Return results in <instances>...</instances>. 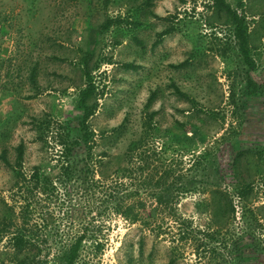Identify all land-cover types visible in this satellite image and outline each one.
Wrapping results in <instances>:
<instances>
[{"label": "rangeland", "instance_id": "rangeland-1", "mask_svg": "<svg viewBox=\"0 0 264 264\" xmlns=\"http://www.w3.org/2000/svg\"><path fill=\"white\" fill-rule=\"evenodd\" d=\"M91 1L93 24L105 15L120 16V22L100 36L86 65L84 0H0V44L7 47L0 69V151L6 147L13 163L23 142L26 174L58 158L60 136L77 122L76 100L90 83L86 103L94 110L87 124L94 133L95 169L112 173L128 166L130 174L122 179L135 193L132 201L148 208L156 204L147 185L151 176L156 180L172 170L166 184L173 190L183 172L193 183L171 201L176 217L164 211L153 217L161 227L156 234L111 212L108 203L100 204L102 197H65L54 178L57 191L38 193L28 220L37 224V260L51 264L58 245L85 229L76 264H169L173 257L174 264H264V0H225L247 27L250 66L232 21L215 0ZM165 29L173 30L161 39ZM41 30L47 41L37 40ZM37 45L47 50L40 55ZM32 57L39 61L36 85L23 75ZM120 123L124 134H110ZM145 130L143 146L125 163L126 144ZM162 144L167 149L161 152ZM203 152L212 164L196 170ZM114 177L102 178L107 191L115 190ZM13 181L0 159V204L4 200L18 214ZM230 201L233 211L227 207L224 220ZM93 240L100 241L99 249ZM6 242L0 241V249Z\"/></svg>", "mask_w": 264, "mask_h": 264}, {"label": "trees", "instance_id": "trees-1", "mask_svg": "<svg viewBox=\"0 0 264 264\" xmlns=\"http://www.w3.org/2000/svg\"><path fill=\"white\" fill-rule=\"evenodd\" d=\"M84 1L89 9L86 13H84L82 18L88 26V30L84 39L82 38L83 32L79 31L78 33L82 32L79 35V37L84 40L85 45L84 56L82 59L83 63L87 65L88 60H90L94 53L100 36L107 32L111 26L120 22V16L112 17L110 15H105L103 20L93 24L92 19L95 13L92 12L93 8L90 6L92 1ZM150 1L151 0H148V2ZM104 4H107V0ZM215 5L219 8V12L228 15L232 21L234 25V37L240 53L242 54L243 60L246 64L250 66L251 63L248 58L247 49L248 35L246 25L235 12L231 11L230 6L225 2V0H215ZM2 19H4V17H2ZM171 30L173 29H165L161 31V33H159L161 39L165 34L170 33ZM37 40H41V42L47 41V35L44 31H40ZM37 49L41 52L40 55L47 50L44 45H37ZM6 52L7 47L0 44V69L2 68L3 64L1 63L5 58ZM31 62H33V65H29L27 71L23 73V75L25 76L27 74L26 80L29 81L31 85H36V75L39 69V61L38 59H35V57H32L28 59L27 63ZM125 66L130 68L133 65ZM20 71L21 67H18L17 72ZM83 72L84 76H86L90 82L91 75L89 68L85 67ZM24 80L25 79H23L22 76L21 79H19L20 83ZM92 88V85L89 83L87 89L81 90L79 96L77 97L76 109L79 112V117L76 123L72 125L67 124L65 126V132H63V135L60 136L59 139L61 152L58 158L53 157V159L49 160L50 163L46 162L35 164L31 168L30 172L26 174L21 169L25 153L24 143L19 142L16 145L13 163L9 160L7 148L4 147L1 149L0 159L7 167L11 168L13 173L14 181L12 182L10 189L14 190L15 195H18L21 203L20 206L17 207V214L15 211L16 207L9 205L4 200L1 201L0 241L6 238L7 242L0 249V264H5L7 260L13 261L15 264H46L45 262L42 263L37 260V256L41 252L40 243L36 238L37 235L35 232L37 224L30 225V221L28 220H30V216L35 210L32 205L34 204V199L38 193L53 195L54 191H57L55 186L56 180L59 184H61L64 193L63 195L65 197L70 198L73 195L83 196L84 198H87V201L94 198L96 195L102 197L99 200L100 204L107 205L108 203L111 206V212L120 215L129 223L140 224L142 230L147 229L149 232H155L156 234L161 232V227H159V225L156 226V224L153 223V217L158 212H167L172 218L177 216L175 214V207L171 205V201L179 197V194H184L190 190L189 183H193V180L186 178V176L184 178L185 172L181 173L179 177V187L175 190L172 189L171 184H166L167 179L171 176L172 170L164 171L163 174L156 180H154V177L151 176L147 180V185L149 186V190H151L150 194L154 198L156 204L153 207L148 208V206L144 203L132 201L135 193L132 191L128 192V186L124 181V179L130 174V168L128 166H117L112 173H103L102 171H98L94 168V155L92 151V138L94 133L87 124V119L93 113L94 108L88 106L86 103V99L90 95ZM174 88L177 93L184 95L177 85H174ZM28 97H30V95ZM154 113L155 112L153 111L151 114ZM125 130V124L120 123L118 126L112 127L109 133L114 136H121L124 134ZM107 131L108 130H104L102 133ZM146 135L147 131L145 130L143 134L141 133L137 138L129 140L123 153L121 154V158L125 160V163H128V161L133 157V153L138 151L139 147L143 146ZM166 149V144H162L160 148L161 152ZM152 153L154 154L155 152L152 151ZM206 155L207 153L203 152L197 157V161L195 163L196 170H198V165H205L208 162L212 164V162L207 159ZM102 156H106V154L103 153ZM106 162L107 165H104L108 167L110 166L112 159L109 160V162ZM101 165L103 164H100L99 166ZM143 166H145V161ZM143 166L139 167V169L143 170ZM186 170L188 169L186 168L185 171ZM112 175L115 176L113 179L115 185H112L111 188H114L115 190L110 189V191H107L110 187L105 185L106 182L102 178H108ZM237 177L238 175H235V178ZM54 178L56 180H54ZM201 178L207 179V173L202 174ZM245 187L247 186L244 185V188ZM216 192L222 197H226V193H223L222 191ZM239 194L242 193L240 192ZM224 206L222 217L224 220H227V218H229L228 212H230L227 207L231 209V212L233 211L231 201L230 203L226 202ZM76 233V235H69L67 242H64L62 245H58L55 252V258L52 260L51 264L77 263V259L82 250V244L87 233L85 229H81V231L78 230ZM187 234L188 233H186L185 236H187ZM92 245L94 248L99 249L102 244L100 241L93 240ZM142 250L143 243L140 241L139 251ZM175 260L176 259L174 257L171 258L169 260V264H174Z\"/></svg>", "mask_w": 264, "mask_h": 264}]
</instances>
